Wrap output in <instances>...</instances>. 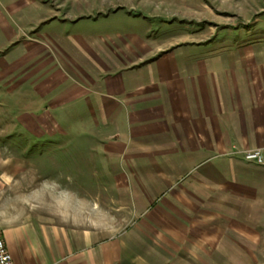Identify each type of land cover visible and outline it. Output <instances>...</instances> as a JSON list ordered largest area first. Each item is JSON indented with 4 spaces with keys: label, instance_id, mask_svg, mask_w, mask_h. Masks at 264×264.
<instances>
[{
    "label": "crops",
    "instance_id": "0c3cea01",
    "mask_svg": "<svg viewBox=\"0 0 264 264\" xmlns=\"http://www.w3.org/2000/svg\"><path fill=\"white\" fill-rule=\"evenodd\" d=\"M240 2L0 0L18 125L93 182L72 217L0 228L15 264H264V165L243 155L264 152V40L228 28Z\"/></svg>",
    "mask_w": 264,
    "mask_h": 264
},
{
    "label": "rangeland",
    "instance_id": "374dc122",
    "mask_svg": "<svg viewBox=\"0 0 264 264\" xmlns=\"http://www.w3.org/2000/svg\"><path fill=\"white\" fill-rule=\"evenodd\" d=\"M224 6L227 11L223 16L228 28L237 24L238 31L250 34L244 37L246 42L264 40V0H242L236 5ZM231 7L234 8L231 10ZM211 8L221 7L212 5ZM234 9L242 20L234 17ZM9 65L0 64V74ZM9 88L10 85L0 83V94L4 92L0 95V228L11 219L29 216L41 219L53 216L60 220L69 207L72 212L67 216L72 217L75 205L80 204V198L73 195L79 193L78 188H91L93 182L75 180V149L60 151V139L65 140L63 136L42 138L25 129L22 123L18 125L10 97L5 92ZM73 137L67 138L72 146ZM84 199L90 201V198ZM86 215H91L90 208ZM98 217L99 220L107 219L102 213ZM121 219V214H114L115 221Z\"/></svg>",
    "mask_w": 264,
    "mask_h": 264
},
{
    "label": "built area",
    "instance_id": "2783aa9c",
    "mask_svg": "<svg viewBox=\"0 0 264 264\" xmlns=\"http://www.w3.org/2000/svg\"><path fill=\"white\" fill-rule=\"evenodd\" d=\"M247 161L264 165V152L262 150H247L243 152ZM0 264H15L8 250L3 232L0 230Z\"/></svg>",
    "mask_w": 264,
    "mask_h": 264
}]
</instances>
